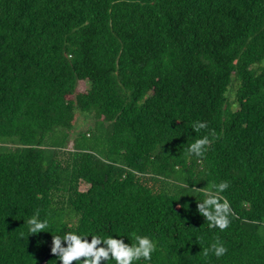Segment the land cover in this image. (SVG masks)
<instances>
[{"label":"trees","instance_id":"trees-1","mask_svg":"<svg viewBox=\"0 0 264 264\" xmlns=\"http://www.w3.org/2000/svg\"><path fill=\"white\" fill-rule=\"evenodd\" d=\"M76 112L93 126L67 150ZM221 181L223 231L185 187ZM67 232L148 236L133 264H264V0H0V264H40Z\"/></svg>","mask_w":264,"mask_h":264},{"label":"clouds","instance_id":"clouds-1","mask_svg":"<svg viewBox=\"0 0 264 264\" xmlns=\"http://www.w3.org/2000/svg\"><path fill=\"white\" fill-rule=\"evenodd\" d=\"M206 128V122L197 121L193 124V129L196 132ZM209 136H215V132H210L209 135L198 138L191 143L187 150L189 154L202 157L212 143ZM185 187L203 194L204 199L196 204V209L208 222L209 228H218L223 231L229 227V217L232 215V209L228 200L221 195L229 187L227 181H221L219 184L213 183L208 188L197 189L189 187V185H185ZM38 217L39 213L37 212L27 220L31 235L45 232L44 230L49 226L47 220L41 221ZM134 240L135 243L128 244L122 239L93 235L89 242L87 237L67 232L63 236L52 235L51 253L59 259L60 264H73L74 261L81 262V264H100L101 260L106 262L109 259L115 260L116 264H133V261L141 259L150 261L153 252L156 250L155 243L148 236L136 235ZM62 242L66 246H62ZM101 244L104 246L98 247ZM226 252L227 248L219 239H216L209 247L202 250L205 257L212 253L219 258Z\"/></svg>","mask_w":264,"mask_h":264},{"label":"rangeland","instance_id":"rangeland-1","mask_svg":"<svg viewBox=\"0 0 264 264\" xmlns=\"http://www.w3.org/2000/svg\"><path fill=\"white\" fill-rule=\"evenodd\" d=\"M79 92H83L86 89V85L80 83L79 84ZM235 91V83H232L231 90L229 91V100H233V93ZM76 130L71 132L68 135V141L66 143V149L67 150H72L73 143L72 140L75 138L76 133L79 131H83L88 129V127L93 126V119L92 118H84L82 115L79 114V112H76ZM59 133V132H57ZM55 137V136H54ZM57 139V138H56ZM56 139H52L53 141H56Z\"/></svg>","mask_w":264,"mask_h":264},{"label":"water","instance_id":"water-1","mask_svg":"<svg viewBox=\"0 0 264 264\" xmlns=\"http://www.w3.org/2000/svg\"><path fill=\"white\" fill-rule=\"evenodd\" d=\"M51 255H52V254H49L48 256H46V257L44 258V260H43L40 264H45V263L48 261V259L51 257Z\"/></svg>","mask_w":264,"mask_h":264}]
</instances>
